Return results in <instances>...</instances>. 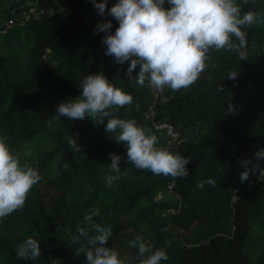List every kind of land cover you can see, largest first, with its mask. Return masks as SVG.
I'll return each mask as SVG.
<instances>
[{
    "label": "trees",
    "instance_id": "16d2710c",
    "mask_svg": "<svg viewBox=\"0 0 264 264\" xmlns=\"http://www.w3.org/2000/svg\"><path fill=\"white\" fill-rule=\"evenodd\" d=\"M116 2L108 0V8ZM236 2L242 13L264 15V0ZM32 10L42 15L25 16ZM107 21L114 34L118 22L99 15L91 0H0V134L42 177L23 208L0 219V264H87L73 241L93 209L100 212L93 222L112 227L107 246L125 264H139L138 249L129 244L138 235L154 248L166 247L161 264H264V177L254 172L240 180L241 161L264 148V25L243 29L247 60L212 50L200 78L180 91L166 88L161 101L147 81L141 87L129 80L130 61L121 66L105 54V33L95 29ZM101 72L133 97L115 115L134 118L158 137V147L190 158L187 178L137 170L127 163L126 146L91 118L61 117L49 125L60 103L82 94L84 77ZM138 72L139 66L133 76ZM230 72L237 79H229ZM229 103L234 113H228ZM151 106L154 114L147 117ZM153 121L169 122L177 137ZM70 137L79 145L74 150ZM110 153L122 157L121 172L127 171L112 187L104 180L111 174ZM208 178L215 186L196 187ZM43 185L58 194L54 210ZM29 236L41 245L35 261L16 254Z\"/></svg>",
    "mask_w": 264,
    "mask_h": 264
},
{
    "label": "clouds",
    "instance_id": "9594fccd",
    "mask_svg": "<svg viewBox=\"0 0 264 264\" xmlns=\"http://www.w3.org/2000/svg\"><path fill=\"white\" fill-rule=\"evenodd\" d=\"M91 2L99 15L111 16L119 24L114 34L111 21L96 26V32L105 33L102 39L107 46L105 54L121 66L130 61L126 72L129 80L135 79L141 87L147 81L149 87L160 91L167 87L176 92L193 85L207 70L212 50L231 51L240 60H247L248 39L243 29L254 24L264 25V15L253 11L242 13L236 0H117L110 9L108 0ZM248 2L244 0L245 4ZM165 3L170 7L166 8ZM138 66L139 72L133 76ZM227 77L235 80L238 75L230 72ZM79 87L82 94L60 103L56 114L48 121L50 126L61 117L91 118L97 125H105L106 133L113 134L112 139L117 144L126 146L127 163L137 170L173 180L187 178L190 158L158 147V137L134 118L115 115L131 105L130 94L111 83L102 72L86 75ZM234 112V106L229 103L228 113ZM7 140V135L0 134V219L22 209L29 192L42 179L39 170L27 160L22 162ZM67 144L73 150L79 147L77 139L71 137ZM109 156L111 174L105 175L104 180L106 186L112 187L122 175L127 176V171L121 172L120 155L110 153ZM262 160L264 148L257 150L254 158L241 161L244 168L240 173L241 182L248 181L254 172L264 177ZM205 184L215 186L216 182L208 178L197 181L196 187L203 190ZM99 215V209H93L83 217L86 226L77 225L78 236L73 243L80 246L75 254H84L87 264H125L120 254L107 246L112 227L93 222ZM129 244L138 249L139 264H161L168 259L166 247L154 248L143 236H136ZM165 244L169 245L170 241L166 240ZM16 254L23 260H37L42 255L40 241L27 237L16 247ZM52 264H60V261L54 260Z\"/></svg>",
    "mask_w": 264,
    "mask_h": 264
},
{
    "label": "built area",
    "instance_id": "2783aa9c",
    "mask_svg": "<svg viewBox=\"0 0 264 264\" xmlns=\"http://www.w3.org/2000/svg\"><path fill=\"white\" fill-rule=\"evenodd\" d=\"M11 22H12V21H9V22H8V24H7L6 28H5V31L11 26ZM152 88H153V90H154L156 96H157V97H160V100H161V101H164L165 98L162 96V94H164V91H165V89H166L167 87H165L163 91L157 90V89H155L154 87H152ZM153 114H154L153 106H151V107L149 108V110L146 112V116H147V117H152ZM153 124H154V126H155L156 128H158V129H164V130H166L167 134H169V135H171V136H173V137H177V133H176L174 127H173L169 122H166V121H164V122H156V121H153Z\"/></svg>",
    "mask_w": 264,
    "mask_h": 264
},
{
    "label": "rangeland",
    "instance_id": "374dc122",
    "mask_svg": "<svg viewBox=\"0 0 264 264\" xmlns=\"http://www.w3.org/2000/svg\"><path fill=\"white\" fill-rule=\"evenodd\" d=\"M32 12L35 13L36 16H41V15H42L40 11L32 10V11L26 13L25 16H29ZM56 164H57V163L55 162L54 165H53V167H52V172H53V173L56 172V170L58 169ZM42 190H43L44 192L47 193V196H48V206H49L52 210H54L55 207H56V203H57V201H58V194H57V192L54 191V190H52V189H51L49 186H47V185H43V186H42Z\"/></svg>",
    "mask_w": 264,
    "mask_h": 264
}]
</instances>
